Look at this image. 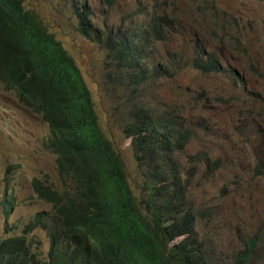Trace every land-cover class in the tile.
I'll list each match as a JSON object with an SVG mask.
<instances>
[{"label": "rangeland", "instance_id": "374dc122", "mask_svg": "<svg viewBox=\"0 0 264 264\" xmlns=\"http://www.w3.org/2000/svg\"><path fill=\"white\" fill-rule=\"evenodd\" d=\"M43 18L79 64L91 89L106 135L118 147L135 184L141 182L125 127L142 103L173 113L193 129L174 152L188 186V205L197 213L196 230L214 264H235L247 243H255L245 264H264V0H24ZM89 7L96 34L130 30L145 37L141 59L150 77L139 81L121 70L114 51L81 33L77 7ZM167 15V36L147 32ZM213 53L221 71L203 72L193 60ZM162 65L168 73H155ZM175 70V71H174ZM244 78L236 81L235 77ZM49 125L24 106L17 90L0 80V238L22 232L50 205L31 183L49 173L58 182L55 155L48 147ZM259 167V168H258ZM260 169V170H259ZM14 203L6 217L5 194ZM46 252V230L30 233Z\"/></svg>", "mask_w": 264, "mask_h": 264}, {"label": "trees", "instance_id": "16d2710c", "mask_svg": "<svg viewBox=\"0 0 264 264\" xmlns=\"http://www.w3.org/2000/svg\"><path fill=\"white\" fill-rule=\"evenodd\" d=\"M76 13L81 33L105 42L130 78L150 77L140 62L144 43L134 40V34L124 29L96 34L89 7L78 6ZM168 19L165 15L150 24L159 40L165 37L156 33ZM206 56L194 64L211 63L222 70L214 54ZM155 73L168 72L157 65ZM0 80L49 125L48 147L58 171V182L49 173L33 178L34 193L50 208L38 211L22 232L0 238V264H214L196 230L187 180L173 158L193 137L191 127L173 113L142 103L132 109L125 132L143 171L135 184L101 126L79 64L24 0H0ZM259 166L264 172V159ZM14 199L13 192H6V217ZM37 229L48 234L46 252L30 235ZM254 246L247 243L235 264H245Z\"/></svg>", "mask_w": 264, "mask_h": 264}, {"label": "clouds", "instance_id": "9594fccd", "mask_svg": "<svg viewBox=\"0 0 264 264\" xmlns=\"http://www.w3.org/2000/svg\"><path fill=\"white\" fill-rule=\"evenodd\" d=\"M167 16V15H166ZM164 17H165V15H163L162 16V19L161 20H153V22L154 21H162L163 19H164ZM171 19L169 18L168 19V23H169V25H170V23L172 22V20H171V22H169ZM152 22V23H153ZM152 23H151V25H152ZM168 23H164L165 25H168ZM114 29H121V28H114ZM114 29H110V30H114ZM109 29H105L104 30V32H103V34H101V35H105V33H107L108 31H110ZM124 30H126V29H124ZM128 31H130V30H128ZM131 32V31H130ZM147 32L148 33H150V34H152V35H154L155 36V34L154 33H152L149 29H147ZM132 33V32H131ZM133 34V33H132ZM156 34H158L159 36H161V37H166L167 36V32L164 30V28H163V25H162V28H160V32H158V33H156ZM156 37V36H155ZM134 40H136L137 42H140V41H142L143 43H144V47H143V49H140L141 51H143V50H146V49H148L149 48V42H148V40L145 38V37H138V36H135L134 35ZM101 43H104L105 45H106V47H108V45L105 43V42H101ZM109 48V47H108ZM203 54H204V56H206V54H213V53H206V52H203ZM196 58H198V57H196ZM200 58V57H199ZM201 58H204V57H201ZM213 59H216V57H215V55L212 57ZM205 59V58H204ZM206 59H207V56H206ZM205 59V60H206ZM195 60V59H194ZM194 60H193V64H194ZM218 60V59H217ZM140 62L141 63H143L142 61H141V59H140ZM143 64H145V63H143ZM146 65V64H145ZM194 66L196 67V68H198V69H200L201 71H203V72H213V71H217V70H215V68L214 67H212L211 66V63H206L204 66H202L201 68H199V67H197L195 64H194ZM149 68V67H148ZM149 70H150V68H149ZM237 78H242V76H240V77H237ZM242 79H244V78H242ZM235 82H236V77H235ZM245 80V79H244ZM245 82H246V80H245ZM244 82V83H245ZM243 83V82H242Z\"/></svg>", "mask_w": 264, "mask_h": 264}]
</instances>
